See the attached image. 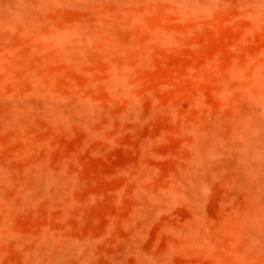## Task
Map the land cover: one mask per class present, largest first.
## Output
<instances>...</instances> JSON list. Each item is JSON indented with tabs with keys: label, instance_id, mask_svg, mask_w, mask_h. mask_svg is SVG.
<instances>
[{
	"label": "rangeland",
	"instance_id": "obj_1",
	"mask_svg": "<svg viewBox=\"0 0 264 264\" xmlns=\"http://www.w3.org/2000/svg\"><path fill=\"white\" fill-rule=\"evenodd\" d=\"M213 1L0 0V264H264V0Z\"/></svg>",
	"mask_w": 264,
	"mask_h": 264
},
{
	"label": "bare ground",
	"instance_id": "obj_2",
	"mask_svg": "<svg viewBox=\"0 0 264 264\" xmlns=\"http://www.w3.org/2000/svg\"><path fill=\"white\" fill-rule=\"evenodd\" d=\"M183 1H185V2H187V3H189V4H191L192 6H194V7H196V6H198V5H201L202 3H203V5H205V3H207L208 1H211V0H183ZM213 1V0H212ZM257 1V0H256ZM260 1V0H259ZM262 1V0H261ZM214 2V1H213ZM254 2H255V0L253 1V4H254ZM250 2H248V4H249ZM260 3V2H259ZM259 3H255V4H259ZM190 5V6H191ZM208 5V4H207ZM206 5V6H207ZM251 5V4H250ZM199 7V6H198ZM197 7V8H198ZM256 7V6H255ZM254 8V7H253ZM196 9V8H195Z\"/></svg>",
	"mask_w": 264,
	"mask_h": 264
}]
</instances>
